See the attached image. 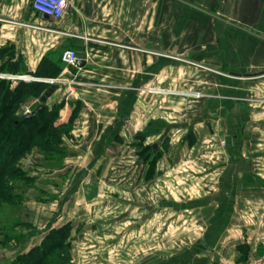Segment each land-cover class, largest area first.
Here are the masks:
<instances>
[{"label":"crops","instance_id":"obj_1","mask_svg":"<svg viewBox=\"0 0 264 264\" xmlns=\"http://www.w3.org/2000/svg\"><path fill=\"white\" fill-rule=\"evenodd\" d=\"M32 1L0 0V71L14 70L15 76H28L32 81L59 83L47 102L53 105L65 99L61 122L71 114L68 101L72 99L61 94L77 89V100L85 112L77 136H137L148 124L165 121L167 103L172 110L171 106L183 107L177 111L179 118L169 121V128L176 131L172 137L193 142L191 152L208 148L207 142L214 145L215 136L225 139L226 160L212 168L216 170L214 182L205 163L201 167L204 173L198 177L186 178L177 163L172 166L174 176L153 179L166 196L170 189L179 195L178 186L186 181L189 188L192 182L208 184L201 196L188 194L181 202L164 204L166 200L157 193L156 212L169 208L174 213L178 206L190 215L209 211L207 233L200 239L209 253L214 251L215 245L210 244L216 243L218 234L229 231L238 204L245 192L250 193L246 186L255 182V130L264 112L244 99L253 92L259 99L264 93V0H67L65 13L57 21L36 13ZM67 49L75 51L77 61L84 62L82 67L61 61V53ZM165 54L241 78L212 76L169 60ZM67 75L73 81L63 80ZM185 89L219 97L174 100L165 92ZM184 116L186 121L181 120ZM165 130L157 136L167 135ZM181 143L184 146L185 141ZM152 149L156 151L153 145ZM196 177L199 181H192ZM96 181L104 183L102 178ZM212 184L217 186L215 191L210 189ZM94 192L101 196L98 189ZM99 203L96 200L93 205ZM146 210L140 209L141 218L145 217V225L140 227L143 232L148 228ZM190 249L196 253L195 244ZM180 258L166 264H183ZM200 261L206 264V259L193 258L191 264Z\"/></svg>","mask_w":264,"mask_h":264},{"label":"rangeland","instance_id":"obj_2","mask_svg":"<svg viewBox=\"0 0 264 264\" xmlns=\"http://www.w3.org/2000/svg\"><path fill=\"white\" fill-rule=\"evenodd\" d=\"M83 39L88 40L87 37ZM165 58L212 76L241 78L181 56L165 54ZM15 75L11 70L0 71V81L12 82L0 83L1 92L2 87H14L19 80H34ZM212 85L217 83L212 82ZM180 91L165 92L174 100L219 97L198 90ZM253 93L252 97L244 99L245 103L264 112V93L259 99ZM62 95L72 98L68 101L71 114L67 121L61 122L60 116L66 103L64 98L53 105L46 102L49 110H53L54 105L58 107L59 115L53 122L54 128L50 131L47 127V130L35 134L27 142L24 152L9 165L15 175L0 178V264H32L17 257L46 241L61 246L50 249L43 264H53L54 261L49 259L57 252L67 255V264H166L177 257L184 259L183 264H191L192 258L198 261L206 259V264H264V115H260L259 127L255 130V182L246 184L249 195L245 192L236 214L231 218V228L215 237L218 244L212 242L215 244L211 243L213 246L210 247L215 245L214 251L212 249L209 253L205 248L207 244L203 245L200 239L207 233L209 211H196L190 215L178 206V212L173 213L169 208L156 212V205L160 203L157 193L166 200L164 204L171 203V200L181 202L186 201L189 195L192 198L201 196L208 184L204 186L200 182H192L189 188L186 181V184L178 186L179 195L176 191L173 194L170 189L169 196H166L159 187L156 188L153 179L164 178L163 175L174 176L172 166L177 163L180 174L186 178L190 175L198 177L204 173L201 167L205 163V168L210 167L207 171H210L214 182L216 170L212 168L226 160L225 139L214 135V145L207 142L208 148L201 147V150L191 152L189 149L193 142L186 137H172L176 131L169 128V121L178 119L177 111L183 107L178 106V110L171 106L172 110L167 103L163 111L165 121L148 124L147 129L137 136H77L76 130L81 126L85 113L84 105L77 100L80 98L77 89ZM38 100L32 97L25 99L14 116L33 112ZM184 119L187 120V117H181V120ZM40 121V124H45ZM154 128L157 132L153 131ZM163 130L168 132L167 135L165 132L157 136ZM181 141H185L184 146ZM155 144L156 151L152 149ZM197 177L192 181H199ZM99 178L105 184H96ZM168 186L172 187L171 184ZM94 188L99 190L100 197ZM215 188L217 186L212 184L210 189ZM91 200L94 201L89 203ZM96 200L100 203L94 206ZM77 201L78 208L75 206ZM140 209H147L144 214L148 212L147 232L140 228L145 225ZM193 244L196 247L194 254L190 249Z\"/></svg>","mask_w":264,"mask_h":264},{"label":"trees","instance_id":"obj_3","mask_svg":"<svg viewBox=\"0 0 264 264\" xmlns=\"http://www.w3.org/2000/svg\"><path fill=\"white\" fill-rule=\"evenodd\" d=\"M13 72L14 70H11V73L15 74ZM0 83L11 84L12 82L2 79ZM49 86V84L43 82H25L19 80L14 87H2L3 91H0V178L15 175L11 168H9V165L13 162L14 158L24 152L27 142L31 141L35 134L38 135V133L47 130V127H49L50 131L54 128L53 122L59 115L56 105L53 106V110H49L44 106L36 115L27 119H22V116H14L25 99L30 97L39 99ZM52 115L53 117H51ZM40 120H43L45 124H40ZM6 140L10 143H6ZM60 246L61 244L52 245V242L46 241L17 258H21L26 263L43 264L42 262L46 261L45 256L47 252L52 248L55 249ZM61 253H55L49 260H53V264H67V255L62 256ZM34 260L35 263H33ZM49 260L48 262H50Z\"/></svg>","mask_w":264,"mask_h":264},{"label":"built area","instance_id":"obj_4","mask_svg":"<svg viewBox=\"0 0 264 264\" xmlns=\"http://www.w3.org/2000/svg\"><path fill=\"white\" fill-rule=\"evenodd\" d=\"M68 6L67 0H33L32 9L49 19L59 20ZM61 61L68 66H76L77 56L75 51L67 49L62 52ZM63 80L68 82L67 77ZM48 84L56 83L53 80H46ZM59 84V83H57Z\"/></svg>","mask_w":264,"mask_h":264},{"label":"water","instance_id":"obj_5","mask_svg":"<svg viewBox=\"0 0 264 264\" xmlns=\"http://www.w3.org/2000/svg\"><path fill=\"white\" fill-rule=\"evenodd\" d=\"M83 64H84V62H82V61L76 62L77 67H82ZM67 77L70 79L73 78V76H71V75H67ZM58 88H59V84H57V83L50 84V86L47 88V90L40 96V98L38 100V105L35 107L33 112L23 115L22 119H27V118H30V117L36 115L46 105L47 100L51 97V95L55 91L58 90ZM153 147L154 148L157 147V144L153 145ZM202 244L206 245L204 240H202Z\"/></svg>","mask_w":264,"mask_h":264}]
</instances>
